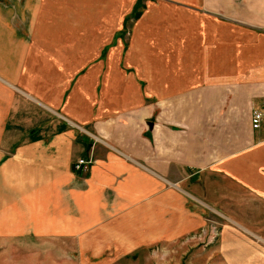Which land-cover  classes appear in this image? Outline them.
<instances>
[{
	"label": "crops",
	"instance_id": "obj_1",
	"mask_svg": "<svg viewBox=\"0 0 264 264\" xmlns=\"http://www.w3.org/2000/svg\"><path fill=\"white\" fill-rule=\"evenodd\" d=\"M2 240L264 264V0H0Z\"/></svg>",
	"mask_w": 264,
	"mask_h": 264
},
{
	"label": "rangeland",
	"instance_id": "obj_2",
	"mask_svg": "<svg viewBox=\"0 0 264 264\" xmlns=\"http://www.w3.org/2000/svg\"><path fill=\"white\" fill-rule=\"evenodd\" d=\"M135 10L139 8L136 5ZM140 10V9H139ZM45 244H30V243H18L16 241L2 240L0 242V264H66L67 262H72L75 264V260H71L69 254L63 253L61 250H52L50 253H45L46 255L40 256L39 259H33L26 257H33L36 253L31 249L32 246L39 248ZM19 250V251H18ZM151 252H155L154 248L151 250L149 248H138L123 257H120L112 261H95V264H156L155 259H150L147 256ZM33 255V256H32ZM154 255V254H153ZM67 259V261H66ZM71 260V261H70ZM66 262V263H65ZM165 264H172V260H164ZM183 264V260H181ZM88 264V263H86Z\"/></svg>",
	"mask_w": 264,
	"mask_h": 264
},
{
	"label": "built area",
	"instance_id": "obj_3",
	"mask_svg": "<svg viewBox=\"0 0 264 264\" xmlns=\"http://www.w3.org/2000/svg\"><path fill=\"white\" fill-rule=\"evenodd\" d=\"M261 111L257 108L253 109L250 114L251 128L255 129L259 126L261 120ZM92 160L90 158H80L73 164V168L76 171L87 172L89 170Z\"/></svg>",
	"mask_w": 264,
	"mask_h": 264
}]
</instances>
